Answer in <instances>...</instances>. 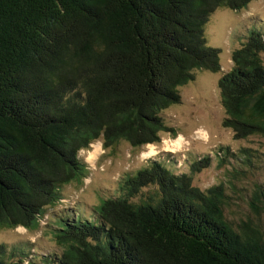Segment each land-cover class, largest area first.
<instances>
[{
	"label": "trees",
	"instance_id": "16d2710c",
	"mask_svg": "<svg viewBox=\"0 0 264 264\" xmlns=\"http://www.w3.org/2000/svg\"><path fill=\"white\" fill-rule=\"evenodd\" d=\"M254 1L0 0V230L38 231L62 190L83 186L90 173L78 155L93 143L139 149L176 138L160 114L195 71L221 69L203 35L209 18ZM263 56L264 33L249 30L219 80L223 125L238 139L264 138ZM224 152L254 163L251 150ZM168 165L126 174L90 218L57 214L48 232L57 251L0 244V264H264L261 219L233 226L224 185L193 186L210 157L189 174ZM250 203L264 214V183Z\"/></svg>",
	"mask_w": 264,
	"mask_h": 264
},
{
	"label": "rangeland",
	"instance_id": "374dc122",
	"mask_svg": "<svg viewBox=\"0 0 264 264\" xmlns=\"http://www.w3.org/2000/svg\"><path fill=\"white\" fill-rule=\"evenodd\" d=\"M249 30L264 33V0H256L239 12L217 10L209 18L203 35L207 47L220 52V71L217 74L195 71L193 81L178 90L180 103L160 114L166 126L175 130L177 137L173 139L171 134H161L158 144L139 149L125 142L112 148H104L102 141L93 143L78 155L90 173L83 186H66L61 192L62 201L45 209L38 231L28 232L23 228L0 230V244L31 246L38 255L55 252L59 248L48 232L53 229L51 220L57 214L78 213L90 218L91 208L102 199L116 196L118 183L126 174H134L156 160L169 164L175 173L189 174L190 165L206 156L210 157L211 165L192 176L193 186L206 190L223 184L228 197L225 210L228 221L237 226L247 219L258 223L256 218H260L259 224L264 227V214L256 215L250 203L255 184L264 183V138L249 136L238 139L232 129L223 125L226 115L218 87L222 76L233 69V51L240 48ZM226 149L230 153L251 150L255 153L254 163L237 164L225 155ZM223 155L226 161L221 164L219 156ZM235 171L243 177L236 179L233 176Z\"/></svg>",
	"mask_w": 264,
	"mask_h": 264
},
{
	"label": "bare ground",
	"instance_id": "6f19581e",
	"mask_svg": "<svg viewBox=\"0 0 264 264\" xmlns=\"http://www.w3.org/2000/svg\"><path fill=\"white\" fill-rule=\"evenodd\" d=\"M150 148H152V147L150 146Z\"/></svg>",
	"mask_w": 264,
	"mask_h": 264
}]
</instances>
